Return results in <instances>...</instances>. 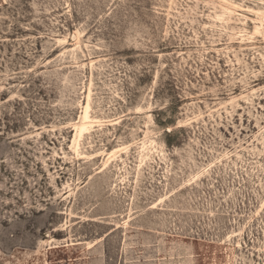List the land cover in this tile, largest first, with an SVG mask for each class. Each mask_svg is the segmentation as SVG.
<instances>
[{
	"label": "rangeland",
	"instance_id": "1",
	"mask_svg": "<svg viewBox=\"0 0 264 264\" xmlns=\"http://www.w3.org/2000/svg\"><path fill=\"white\" fill-rule=\"evenodd\" d=\"M228 1L0 0V264H264V0Z\"/></svg>",
	"mask_w": 264,
	"mask_h": 264
},
{
	"label": "bare ground",
	"instance_id": "2",
	"mask_svg": "<svg viewBox=\"0 0 264 264\" xmlns=\"http://www.w3.org/2000/svg\"><path fill=\"white\" fill-rule=\"evenodd\" d=\"M224 1H226L227 2V4H230L231 2L230 1H228V0H224ZM89 107H90V105H89V102H88V104L86 105V107H85V111H84V114L81 116V120H80V122H79V124L77 125V127H76V129L80 132V135H82V133L83 132H85V130L88 128L87 126V121H88V118H89ZM87 123V124H86ZM88 130V129H87ZM77 131V132H78ZM79 135V136H80ZM78 141V140H77ZM75 142H76V140H75ZM74 142V143H75Z\"/></svg>",
	"mask_w": 264,
	"mask_h": 264
}]
</instances>
